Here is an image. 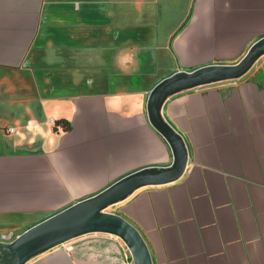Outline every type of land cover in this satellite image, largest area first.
Segmentation results:
<instances>
[{
	"label": "crops",
	"instance_id": "0c3cea01",
	"mask_svg": "<svg viewBox=\"0 0 264 264\" xmlns=\"http://www.w3.org/2000/svg\"><path fill=\"white\" fill-rule=\"evenodd\" d=\"M264 36V0H0V238L21 233L173 151L152 88L235 63ZM188 148L176 180L116 202L154 264H264V54L242 76L170 95ZM66 119L55 128L52 119ZM91 232L25 264H130Z\"/></svg>",
	"mask_w": 264,
	"mask_h": 264
},
{
	"label": "water",
	"instance_id": "95a60500",
	"mask_svg": "<svg viewBox=\"0 0 264 264\" xmlns=\"http://www.w3.org/2000/svg\"><path fill=\"white\" fill-rule=\"evenodd\" d=\"M264 54V36L256 40L235 63H211L193 70H178L160 80L151 90L147 111L151 124L164 136L173 151L168 166H148L134 170L98 193L81 199L33 224L10 242L0 241V264H25L32 257L76 236L104 232L121 237L135 264H154L149 245L140 229L122 214L107 208L136 189L178 179L186 170L188 148L183 136L164 117L166 99L181 90L246 73Z\"/></svg>",
	"mask_w": 264,
	"mask_h": 264
},
{
	"label": "built area",
	"instance_id": "2783aa9c",
	"mask_svg": "<svg viewBox=\"0 0 264 264\" xmlns=\"http://www.w3.org/2000/svg\"><path fill=\"white\" fill-rule=\"evenodd\" d=\"M52 121L55 122L54 119H52ZM13 239H14L13 238V233H6V234H3L2 238H0V241H2V242H10ZM0 260H1V252H0ZM130 264H135L133 259H132Z\"/></svg>",
	"mask_w": 264,
	"mask_h": 264
},
{
	"label": "rangeland",
	"instance_id": "374dc122",
	"mask_svg": "<svg viewBox=\"0 0 264 264\" xmlns=\"http://www.w3.org/2000/svg\"><path fill=\"white\" fill-rule=\"evenodd\" d=\"M107 209L110 210V211H113V212H116V213L121 214L120 207H119L118 204H112V205H110ZM16 235H17V234H16ZM16 235L14 236V238L16 237ZM115 236H117V235H115ZM117 237H118L120 240H123L121 237H119V236H117Z\"/></svg>",
	"mask_w": 264,
	"mask_h": 264
},
{
	"label": "trees",
	"instance_id": "16d2710c",
	"mask_svg": "<svg viewBox=\"0 0 264 264\" xmlns=\"http://www.w3.org/2000/svg\"><path fill=\"white\" fill-rule=\"evenodd\" d=\"M59 123H63L66 129L69 128V122H68V120H66L64 118H62V119H56L55 122H54V124H55L54 127L57 128V126H58Z\"/></svg>",
	"mask_w": 264,
	"mask_h": 264
},
{
	"label": "bare ground",
	"instance_id": "6f19581e",
	"mask_svg": "<svg viewBox=\"0 0 264 264\" xmlns=\"http://www.w3.org/2000/svg\"><path fill=\"white\" fill-rule=\"evenodd\" d=\"M87 234H89V233H87ZM79 236H82V235H79ZM71 240V239H70ZM69 241V240H68ZM65 242H67V241H65Z\"/></svg>",
	"mask_w": 264,
	"mask_h": 264
}]
</instances>
